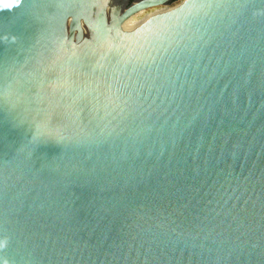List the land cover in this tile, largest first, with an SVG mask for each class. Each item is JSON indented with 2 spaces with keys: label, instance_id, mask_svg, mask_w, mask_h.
Instances as JSON below:
<instances>
[{
  "label": "water",
  "instance_id": "obj_1",
  "mask_svg": "<svg viewBox=\"0 0 264 264\" xmlns=\"http://www.w3.org/2000/svg\"><path fill=\"white\" fill-rule=\"evenodd\" d=\"M0 264H264V0H0Z\"/></svg>",
  "mask_w": 264,
  "mask_h": 264
},
{
  "label": "bare ground",
  "instance_id": "obj_2",
  "mask_svg": "<svg viewBox=\"0 0 264 264\" xmlns=\"http://www.w3.org/2000/svg\"><path fill=\"white\" fill-rule=\"evenodd\" d=\"M154 14H155V11H153L151 13H148V14L143 13L142 14L143 15V18L142 19H139V17L142 16V15H139V16L134 17L133 19H131L129 21H131L132 23H134L136 25H140L141 23L145 22L149 18L153 17Z\"/></svg>",
  "mask_w": 264,
  "mask_h": 264
},
{
  "label": "rangeland",
  "instance_id": "obj_3",
  "mask_svg": "<svg viewBox=\"0 0 264 264\" xmlns=\"http://www.w3.org/2000/svg\"><path fill=\"white\" fill-rule=\"evenodd\" d=\"M151 12H153V10H149V11L145 12V14H148V13H151ZM142 18H143V15L139 17V19H142Z\"/></svg>",
  "mask_w": 264,
  "mask_h": 264
},
{
  "label": "trees",
  "instance_id": "obj_4",
  "mask_svg": "<svg viewBox=\"0 0 264 264\" xmlns=\"http://www.w3.org/2000/svg\"><path fill=\"white\" fill-rule=\"evenodd\" d=\"M178 0H173V3H176Z\"/></svg>",
  "mask_w": 264,
  "mask_h": 264
}]
</instances>
